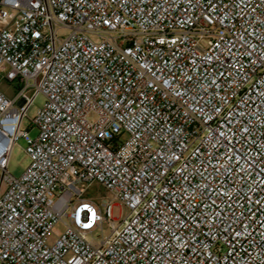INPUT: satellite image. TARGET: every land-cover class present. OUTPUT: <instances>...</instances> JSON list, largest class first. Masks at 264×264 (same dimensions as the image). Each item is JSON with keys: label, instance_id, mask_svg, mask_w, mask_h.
<instances>
[{"label": "built area", "instance_id": "built-area-1", "mask_svg": "<svg viewBox=\"0 0 264 264\" xmlns=\"http://www.w3.org/2000/svg\"><path fill=\"white\" fill-rule=\"evenodd\" d=\"M1 67L0 264H264V0H0Z\"/></svg>", "mask_w": 264, "mask_h": 264}, {"label": "rangeland", "instance_id": "rangeland-1", "mask_svg": "<svg viewBox=\"0 0 264 264\" xmlns=\"http://www.w3.org/2000/svg\"><path fill=\"white\" fill-rule=\"evenodd\" d=\"M66 35V32L63 30L58 31V36L63 37ZM6 71V67H1L0 68V76L3 75ZM0 90H2L8 97H11L14 92V85L12 84H7L3 81L0 80ZM43 97L42 95H38L29 109L27 113V117H25L20 125L21 130H27L28 134L30 137H34L37 134L36 129L31 128L30 126V119L33 117L35 112L42 106L43 104ZM25 148V142L22 138L18 139L12 146L9 158H8V163H7V170L9 174H11L14 177H18L26 168L28 165V158L24 154L23 150ZM5 189V186H1V190L3 191ZM103 195L108 198H110V194L105 192L102 188H100L98 185L93 184L90 189H88L85 193L84 196H93V195ZM128 213V210L125 207L119 206L117 201L113 202V207H112V217L113 218H119L122 219L125 217ZM109 229L106 227V225H103L102 229H96L92 236L96 240L101 239L102 237L106 236L109 231Z\"/></svg>", "mask_w": 264, "mask_h": 264}]
</instances>
